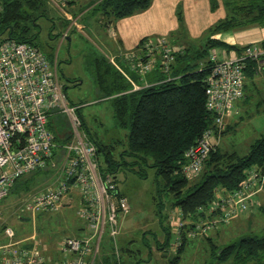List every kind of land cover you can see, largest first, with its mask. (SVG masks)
<instances>
[{"label":"trees","instance_id":"16d2710c","mask_svg":"<svg viewBox=\"0 0 264 264\" xmlns=\"http://www.w3.org/2000/svg\"><path fill=\"white\" fill-rule=\"evenodd\" d=\"M79 1L66 0L63 4L65 12L62 14L67 22L66 25H70L63 35V40L70 39L72 29L79 32L80 29L76 21L84 26L85 10L90 11L98 18L101 27L107 28L122 18L147 10L153 0H92L86 9L79 5ZM46 2L50 3V0H0V43L6 39L26 42L42 51L37 38L42 31L40 19L47 18ZM223 4L227 12L226 16L212 24L205 31L204 40L200 37L190 49L177 45L172 46L163 36L156 38L145 36L134 49L123 50L124 48L120 46L117 37L113 36L118 47L117 54L112 57L107 56V53H100L95 57L93 66L99 97L112 101L118 129H128L125 139L117 137L116 134L105 140L93 132L85 120L79 117L81 132L96 146L94 159L97 161L98 173L103 180H106L107 177L110 178V183L115 186V190H110V192L115 195L117 200L122 197L127 198L119 189L118 173L127 175L128 172H131L133 175L145 179L149 176L148 169L151 168L155 170L157 178L163 182L164 190L171 197L176 209L170 212L167 225H163L161 222L164 231L163 240L155 235L154 242L157 249L167 252L171 249L174 241H177L178 247L173 252L174 254L172 253L173 256L169 258V264H182L183 254L193 239L192 237L205 235L202 230L197 228V225L220 214L217 210L210 211L211 205L220 195L238 189L251 170L264 174V133H261L250 143L246 153H240L234 148H222L219 144L220 137L224 138L232 131L233 127L232 124L228 125L226 122L229 113L225 117L223 127L216 122L218 113L208 107L206 92L207 79L217 63L241 56L248 49L260 48L264 50V40L240 46L214 37L219 33L239 31L256 26L264 27V0H224ZM218 6V1L212 0V9L215 10ZM66 8H69L70 11ZM180 21L182 27L181 15ZM52 35L50 34V37ZM161 38H165L173 54V61L168 65L162 63L163 49L148 47V44ZM218 48L227 52L235 50L238 54L219 59L216 51ZM120 50L124 52L122 53ZM46 55L50 61H56L59 71L58 57L53 54ZM205 55H208L209 59L203 62L201 70H195L199 64L198 60ZM110 58L115 59L116 63L112 62ZM262 59H264V53L257 58L248 57L245 60L243 69L244 95L234 103L242 98L249 99L253 87L257 86L256 80L264 73ZM149 60L151 64L146 69L144 65ZM133 63L134 67L132 68ZM151 74H156V77L150 78ZM66 80L72 85H78L80 82L70 77ZM63 82L64 91L67 94L66 83ZM257 90H259L258 86ZM72 105L77 107L76 104ZM63 115L66 114L55 111L49 116L48 127L55 135L56 146L51 155L46 157L44 166L18 177L10 192L16 187H23L29 192V182L39 172L59 170L58 174L52 175H57L55 182L51 183L48 177L43 178L46 183L45 187L39 188L36 192L29 194L30 196L47 188L55 187L60 180L66 179L67 174L64 167L58 168L57 162L54 161L56 154L60 153L63 156L64 165L66 146L74 139V134L66 130L62 123H57V120ZM206 130L211 131L213 149L204 161L202 169L193 176H188L184 172L188 163L186 152L191 146L197 144ZM73 182L74 178L71 177L68 184L71 185ZM72 190L77 189H70L68 194L72 193ZM81 195L84 204L91 209V206L85 201L84 194L81 193ZM263 208L260 210L264 211ZM175 210H177V217L173 216L171 220L170 216ZM48 211L51 210L42 212ZM118 214L120 220L121 214L125 213L121 208H118ZM76 216L78 218L76 217L73 222L69 221L70 225L79 231H86V236L89 234L91 237L93 232L90 234L89 220L82 217L79 210L76 211ZM173 220L182 222L181 226L175 224L179 227L176 236L173 231L174 225L171 223ZM82 221H85L86 224H81ZM7 225L9 224H2V232ZM212 230L214 228L209 231ZM118 233L112 235L110 223L106 221L101 238L99 239L98 234L96 235L92 251L86 256L88 264H127L124 254L133 258V255L136 256L142 252L140 248L137 251L133 250L129 244L119 247L117 237L120 234ZM171 237L174 238L173 243L170 242ZM104 238L111 241L110 248L103 244ZM203 239L208 240L212 248V258L207 264H227L228 262L232 264H264V235L252 231L227 244H217L211 237H203ZM142 240L144 247L148 249V259L145 260L140 256V259L133 264L148 262L152 259L151 241L153 239L144 232ZM45 242L47 243V241ZM96 242L99 243L98 249L95 248ZM59 250V257L52 256L54 260L61 259V248ZM164 255L167 256L165 253Z\"/></svg>","mask_w":264,"mask_h":264},{"label":"built area","instance_id":"2783aa9c","mask_svg":"<svg viewBox=\"0 0 264 264\" xmlns=\"http://www.w3.org/2000/svg\"><path fill=\"white\" fill-rule=\"evenodd\" d=\"M55 1L63 6L66 0ZM148 47L164 50L162 63L168 65L173 61L165 38L151 42ZM263 53L260 48L248 49L245 54L221 61L213 67L207 79V105L218 113L216 122L220 126H224L225 117L234 102L244 95L245 60ZM150 64L149 60L144 68H149ZM131 66L133 68L134 63ZM77 108L68 103L56 61H50L44 52L26 42L6 39L0 43V200L8 196L18 177L44 166L46 157L56 146L55 135L48 127L49 116L55 111L65 113L75 129L73 142L66 146L63 165L66 179L60 180L55 187L28 197L20 210L34 217L44 210H55L62 205L70 189H77L91 206L89 209L82 205L79 214L89 220L95 234L101 227L100 239L106 221L110 223L111 234L118 233V208L126 214L130 204L125 197L117 200L110 192L115 190L110 178L103 180L99 175L94 159L96 146L80 130ZM212 149L211 131L206 130L197 144L187 150L188 163L184 172L188 176L198 173ZM71 177L74 182L70 185L68 180L70 182ZM254 185H259L258 190L262 189L264 174L251 170L238 189L220 195L211 205L210 211L217 210L220 214L200 222L197 228L203 232L217 229L247 210ZM176 224L182 225L180 222ZM3 234L8 241L0 244V264H88L86 256L92 251L91 237L68 236L62 242L61 259L54 260L40 244L16 243V231L11 225L4 228Z\"/></svg>","mask_w":264,"mask_h":264},{"label":"rangeland","instance_id":"374dc122","mask_svg":"<svg viewBox=\"0 0 264 264\" xmlns=\"http://www.w3.org/2000/svg\"><path fill=\"white\" fill-rule=\"evenodd\" d=\"M90 1L92 0H80L79 5L81 7L84 6L83 8L86 9ZM202 7L204 6L202 5ZM45 9L47 18L42 17L40 19L42 31L37 38V42L44 53L53 54L58 57L60 61L59 73L62 81L66 83L68 103L70 105L76 104L77 107H79V110L76 111L79 117L84 119L87 126L103 139L108 140L116 134L117 137L125 139L128 129H118L115 123L112 101L99 97L93 66L95 57L100 53H107V56H115L109 53V48L114 39L111 30L109 31V29L101 27L98 18L90 11L87 12L85 10L84 13H86V15L84 21L82 19L80 20L84 22L85 27L76 21L78 28L82 31L76 32L72 29L70 31V39L66 38L63 40V35L70 26L66 25L67 22L62 14V12H65V8L58 5L55 0H50V3L46 2ZM66 10L70 11L69 8H66ZM196 15L199 16L198 19H182L184 24L182 27H179L178 31L175 29L166 31L167 29L165 28H170L169 26L173 23V21H171L173 19L167 17L166 21L158 24L156 23L155 32L158 33L157 35H151V37L156 38L158 36H163L172 46L177 45L178 47H188L190 49L197 43V40L200 39L201 36H203L201 38L204 40L205 34H199L200 30L202 29V32H204L205 27L207 28V26L219 19V12L212 14L215 16V18L213 17L214 21L213 18L209 19L205 10H198ZM182 16L184 18V14H182ZM190 25L193 26L194 30L191 29ZM50 34H53L52 37H50ZM220 50V48L216 49L217 53H220ZM120 51L122 53L124 52L123 50ZM208 59V55L199 59V64L195 70H201L203 68V62ZM111 60L116 63L115 59ZM68 77L77 79V81H80L79 84L72 85V83L67 82L66 79ZM259 90L261 94L253 96L254 94L251 93L248 100L242 98L234 103L233 111L238 114L235 117L229 118L233 129L226 134L222 142H220L222 148H234L240 153H246L249 150L250 143L256 137L260 136L261 133H264L263 83L260 84ZM260 103H262V105H260ZM57 123H62L64 128L75 136V129L67 115L61 116L60 119L57 120ZM80 130L82 131V127H80ZM108 135L110 136L108 137ZM54 161L57 162L58 168L63 166L64 159L60 153L56 154ZM148 171L149 176L145 179H141L131 172H128L127 175L123 173L117 174L119 189L127 196L130 204L129 212L124 215L121 214L120 220H118V226L120 225L121 227V229L120 227L118 228V234H120L117 237L118 246L129 244L135 251L139 248L142 249V252L136 256L133 255V258L124 254V259L127 261V264L135 263L140 259V256L145 260L148 259V249L144 247L142 240L144 232H146L149 238L153 239L151 241L153 256L148 262L144 261L139 264H169V258L173 256L172 253L175 252L178 247V243L176 240L174 241L173 237L170 238V242L173 243L174 241V243L167 252L162 251V249H157L158 247L154 242L155 235H158V237L163 240L164 231L162 229V224L167 225L170 212L176 208L173 206L171 197L166 194L163 182L157 178L155 170L149 168ZM56 173L58 174L59 170L54 169L51 172H39L29 182V192L23 187H16L7 197L0 200V225L3 221H6L15 229L19 236L37 234L39 239L42 237L41 239H45L47 242L52 243H59L68 236H86V231H79L74 226H71L69 222H73L77 217L76 211L82 206L81 204H84L83 196L78 190H72V193L65 195L62 207L60 206L61 208L59 207L55 210L38 213L35 218H33L31 213L20 210L21 204L26 198L39 188L45 187L46 183L43 178L48 177L50 178V182L53 183L57 180V175H52ZM258 187L259 185L251 187L253 188V194L248 199L249 209L244 211H247V214L251 213L254 219V225H252L250 232L255 231V233L259 235H264L263 220L261 216H256V212L261 211L258 206L260 204L264 205V193L252 199L254 195L264 190V185L261 190H258ZM176 213L177 210L173 211V215L170 216L171 220L173 216L177 217ZM239 214L230 220L229 223L221 226L219 225L216 230L204 232L205 235H203V237H211L217 244H227L238 240L242 237L240 235L243 234L235 224ZM66 216L67 219H65ZM176 222L179 223L177 220L171 221L172 225H174L173 231H175V236L179 231V227L175 226ZM81 224H86V222L82 221ZM100 229L101 227H99V231ZM99 231L95 234V230H92L90 226V234L93 232L90 240L92 247L96 235L100 234ZM215 232L219 233V236L213 234ZM245 232L244 229V235L246 234ZM203 237H192L193 239H191L188 248L183 254L182 264H207L208 261H211V243L203 239ZM110 242L109 239L104 238L103 244L110 248ZM42 249L48 254L47 246H44ZM164 253L167 254V256H165ZM227 264L232 263L228 262Z\"/></svg>","mask_w":264,"mask_h":264},{"label":"crops","instance_id":"0c3cea01","mask_svg":"<svg viewBox=\"0 0 264 264\" xmlns=\"http://www.w3.org/2000/svg\"><path fill=\"white\" fill-rule=\"evenodd\" d=\"M217 1L219 3V6L217 9L213 10L212 9V0H177V1L176 0H153L151 6L147 10L142 11L140 13H136V15H133V16L122 18V19L114 22L112 24V26L107 27V29H109V31L111 30L113 36L117 37V39L120 43V46L124 48V49L122 48L123 50L134 49L137 46L138 42L143 37L151 36V35H157L158 32L157 33L155 32V30H156L155 28H156L157 24L160 22L166 21L167 17H171L173 19V20H171V21H173V23H172V25L169 26L170 28H165V29H167L166 31H170L173 29L178 31L179 27H181L180 15H181L182 19H186V20L198 19L199 16L196 15V12L198 10H201V11L205 10V12L208 14L209 19L213 18V17L215 18V16H213L212 14H214V13L216 14L217 12H219V15H218L219 19L224 18L227 14L225 6L223 4L224 0H217ZM202 5L204 7H202ZM182 14H184V18L182 16ZM222 14H223V16H222ZM214 18H213V21H214ZM152 21H154V22H152ZM214 23H212V24H214ZM183 24H184V22H183ZM211 25L207 26V28L205 27L204 28L205 31H207V29ZM190 27L192 30H194L192 25H190ZM79 31H81V30H79ZM205 31L202 32V29H201L199 34L204 35ZM214 37L218 38V39H222V40H224L230 44H237L240 46H244V45H247L250 43H258V42H261L262 40H264V27H257L256 26V27H251V28H247L244 30H239V31H229V32L216 34ZM117 50H118L117 44L113 39L111 46L109 48V53L112 55H116ZM236 54H238V53L235 50L227 52V51L222 49V50H220V53H218V57H219V59H224L226 57L235 56ZM261 63H262V65H264V59H262ZM153 77L155 78L156 74L150 75V78L153 79ZM256 81H257L258 87L262 83L264 85V73L262 75H260V77H258V79ZM257 86L253 87V90H252V94H254L253 96L261 94L259 90L256 91ZM237 114L238 113L233 111V110H231L229 112V114L226 118V122L228 125L231 124L229 121V118L235 117ZM222 139H223V137H220L219 144H220V142H222ZM262 193H264V190L261 193L254 195L252 197V199L255 198L256 196H259V194H262ZM61 207H62V205H61ZM258 207L260 209V208H263L264 205L260 204ZM261 211L264 214V211L263 210H261ZM260 212H256V216H261V218L263 220L262 224L264 226V217H263L262 212L261 213ZM35 217L33 216V218H35ZM3 223H8V222L3 221L2 224ZM2 224L0 225V244H4L8 241V239L4 236L3 232L1 231ZM235 224L239 227L240 231L243 232V234H241L240 236H243L244 235V229L246 231L245 232L246 234L251 231L250 229H251L252 225H254V219L252 218L251 213L247 214V211H243L239 214L238 220L236 219ZM218 232H220V231H218ZM215 233L217 235L219 234L217 232H215ZM87 235L88 236H84V238L85 237L89 238V234H87ZM75 237H78V236H75ZM41 238L39 239L37 234L36 235L32 234L30 236H19L16 233V235L14 237V241L16 243H19V245L40 244V245H42V247L47 246L48 254L47 253L46 254L48 256L59 257V251H60L59 249L62 246L61 242H63V240L65 238L62 239L59 243H54V242L53 243L52 242L46 243L45 242L46 240H44V239L42 240Z\"/></svg>","mask_w":264,"mask_h":264},{"label":"water","instance_id":"95a60500","mask_svg":"<svg viewBox=\"0 0 264 264\" xmlns=\"http://www.w3.org/2000/svg\"><path fill=\"white\" fill-rule=\"evenodd\" d=\"M99 245V243L97 244V246Z\"/></svg>","mask_w":264,"mask_h":264},{"label":"bare ground","instance_id":"6f19581e","mask_svg":"<svg viewBox=\"0 0 264 264\" xmlns=\"http://www.w3.org/2000/svg\"><path fill=\"white\" fill-rule=\"evenodd\" d=\"M155 52H157V51H155Z\"/></svg>","mask_w":264,"mask_h":264}]
</instances>
